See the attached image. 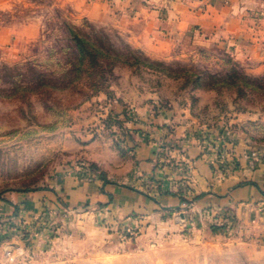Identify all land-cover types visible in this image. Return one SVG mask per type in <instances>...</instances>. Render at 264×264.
Wrapping results in <instances>:
<instances>
[{
    "label": "rangeland",
    "instance_id": "obj_1",
    "mask_svg": "<svg viewBox=\"0 0 264 264\" xmlns=\"http://www.w3.org/2000/svg\"><path fill=\"white\" fill-rule=\"evenodd\" d=\"M72 31L108 38L128 56L129 63L117 61L107 88L93 96L83 84L79 94L78 83H71L78 60ZM213 54L186 63L153 60L133 48L119 28L82 18L73 0H8L0 7V199L42 190L63 168L83 160L87 134L111 138L118 130L121 137L132 115H113L110 106L115 89L127 80L161 92L165 105L170 98L186 103L200 123L223 122V131L246 145L252 163L263 160L264 64ZM218 149L214 145L222 153ZM238 161L231 160L235 168ZM48 214L42 227L50 236L40 248L32 243L34 227L0 223V264H264V225L243 226L231 215L192 220L164 235L133 226L130 237L126 231L110 236L105 230L64 229L73 219Z\"/></svg>",
    "mask_w": 264,
    "mask_h": 264
},
{
    "label": "crops",
    "instance_id": "obj_2",
    "mask_svg": "<svg viewBox=\"0 0 264 264\" xmlns=\"http://www.w3.org/2000/svg\"><path fill=\"white\" fill-rule=\"evenodd\" d=\"M7 1L0 0V7ZM73 1L82 18L119 28L153 60L186 63L220 51L264 64V0ZM115 90L112 113L132 115L123 122L124 134H87L84 159L63 168L42 190L2 196L0 223L34 227L36 248L50 236L42 227L48 212L73 219L64 229L110 236L133 226L164 235L221 215L247 227L264 225V158L252 163L240 137L224 132L223 122L200 123L186 103L170 98L165 105L161 92L129 80ZM233 147L238 168L231 162Z\"/></svg>",
    "mask_w": 264,
    "mask_h": 264
},
{
    "label": "trees",
    "instance_id": "obj_3",
    "mask_svg": "<svg viewBox=\"0 0 264 264\" xmlns=\"http://www.w3.org/2000/svg\"><path fill=\"white\" fill-rule=\"evenodd\" d=\"M107 39L103 37L95 40L84 38L72 31V41L78 54V60L72 70L75 78L71 83L75 81L78 83L79 94L83 90L81 84L88 90L87 96L104 91L107 88L109 76L113 74V66L116 62L126 59L125 63H129L128 56L115 48Z\"/></svg>",
    "mask_w": 264,
    "mask_h": 264
},
{
    "label": "built area",
    "instance_id": "obj_4",
    "mask_svg": "<svg viewBox=\"0 0 264 264\" xmlns=\"http://www.w3.org/2000/svg\"><path fill=\"white\" fill-rule=\"evenodd\" d=\"M126 232H127V235L130 236V237H132V236L134 237L135 236V231H134L133 228L127 229Z\"/></svg>",
    "mask_w": 264,
    "mask_h": 264
}]
</instances>
